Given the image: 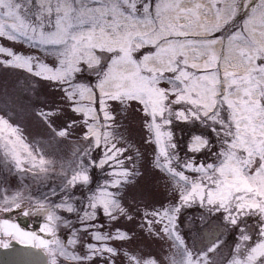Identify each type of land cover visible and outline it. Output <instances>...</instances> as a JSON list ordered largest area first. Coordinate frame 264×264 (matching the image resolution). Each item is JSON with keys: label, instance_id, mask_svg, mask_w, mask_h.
Masks as SVG:
<instances>
[{"label": "snow or ice", "instance_id": "snow-or-ice-1", "mask_svg": "<svg viewBox=\"0 0 264 264\" xmlns=\"http://www.w3.org/2000/svg\"><path fill=\"white\" fill-rule=\"evenodd\" d=\"M0 38L35 50L24 53L0 44L6 57L0 65L39 78L20 90L34 94L38 108L43 105L38 115L48 140L42 147L55 148L73 133L86 142L73 153L70 174L64 173L57 186L62 195L52 189L59 202L44 197L25 205L46 216L41 231L52 239L8 220L0 221V236L46 250V264H57L58 257L71 264H117L120 251L107 242L132 241L133 229L123 231L119 221L134 223L133 212L140 203L151 206L155 182L164 180L178 191L179 202L143 215L151 217L150 235L172 241L166 264H217L228 227L239 235L224 264H264V0H0ZM110 101L118 102L115 114ZM118 115L129 123L139 119L147 128L142 139L155 154L151 168L140 164L139 151L125 155L128 149L120 142L128 138L113 128ZM175 121L210 130L214 142L193 132L186 146L193 155L182 158L171 130ZM0 129L20 131L3 116ZM125 131L131 135L132 129ZM0 147L18 172L35 171L34 179L46 178L55 167L46 151L29 152L26 166L15 142L4 140ZM97 149L102 155L93 157ZM195 154L205 159L198 161ZM96 168L106 172L104 184L77 197L74 190L89 186ZM130 195L135 207L128 203ZM0 200V210L7 212L21 208L25 197L17 192ZM194 204L205 209L207 216L201 213L199 220L209 225L213 238L201 246L197 228L189 247L178 220L181 210ZM59 210L75 214L79 227ZM99 212L109 222L106 232L96 223ZM252 216L258 219L255 228L247 223ZM210 218L218 223L213 226ZM60 225L74 228L66 244L56 235ZM152 225L162 227L153 232ZM81 232L101 243L77 252ZM0 246L9 244L0 240ZM123 257L126 264H164L139 252L123 251Z\"/></svg>", "mask_w": 264, "mask_h": 264}, {"label": "rangeland", "instance_id": "rangeland-1", "mask_svg": "<svg viewBox=\"0 0 264 264\" xmlns=\"http://www.w3.org/2000/svg\"><path fill=\"white\" fill-rule=\"evenodd\" d=\"M210 20L213 18H209ZM215 35H219L216 33ZM0 44H3L5 47H11L15 51L24 52V53H34L35 50L29 49L26 44L23 43H15L13 44L10 41H6L3 38H0ZM3 55H0V59H5ZM46 62L51 64L52 58L49 57L46 59ZM83 77L88 80H92L94 82L95 78L89 76L88 73H83ZM39 78L31 77V74L27 73L24 69H15L9 68L6 69L3 65H0V116H3L5 120L8 121L10 125L14 128H19L18 135L20 139L16 140V135H13L7 129H0V144L4 142V140H10L15 142L16 151L19 153L21 159L26 161L27 166V157L28 153L32 152L33 155L38 151H46V159L52 160L55 167L49 170V173L44 179H34V175H37L35 171L28 172L25 171L23 173L18 172L15 167L8 161L4 159L3 148L0 147V197L3 195H8L11 197L15 195L17 192L22 193L25 197L24 202L22 203V207L17 209L13 207L10 211L0 210V221L8 220L10 223L17 224L22 230L29 232L33 231L41 239L50 240L52 237L47 232H39L36 229H31L32 225H28L29 222H34L38 219L40 221L41 228L43 229L45 224L47 223L46 216L43 213H37L34 210H31L29 207L25 205L29 200L33 202L37 199H42L47 197L50 203H58L60 189L57 187L63 183V174H70V165L75 161L76 157L73 153L80 148H83L86 145V142L79 138V135L73 133L67 142L57 144L55 148L48 147L45 149L42 147L45 142L48 140V136L46 135V129L44 124L42 123V118L39 117L38 111L39 108H43V105H39V108L36 106L34 101H36V96L28 91H21V86L27 82L35 83ZM166 86V85H162ZM37 90H39V85H37ZM48 91H53V89H48ZM45 97L41 95L40 99H44ZM7 101V104H5ZM118 102L110 101L109 104L111 108L115 110L117 108ZM179 109L180 106H175ZM48 111V109H44ZM70 111V109H69ZM97 111L99 112V106L97 105ZM79 116L80 114H76ZM102 116V113H101ZM119 124L114 125L113 128L116 133L119 135L123 133L125 137H127V142L121 141L120 143L128 149V152L125 155L132 154L134 157L136 156L137 151H139L141 155L140 164L147 166L148 168L152 167L151 161L154 159V152L151 147H148L144 142L142 137L146 139L147 128H142V122L139 119L131 121L123 120L119 115L117 116ZM120 125H124V127H120ZM131 128L132 132L129 135L128 132L125 131V128ZM171 130L174 133V140L178 142L179 155L182 158L186 156H192L193 154L188 153L186 151L187 143L190 139V136L195 132L196 134H200L204 132L208 134V138L214 142V135L209 134L210 130L208 129H200L196 126L188 125L184 126L183 122L175 121L171 126ZM82 135V134H80ZM120 146V145H118ZM154 147V145H153ZM103 149H97L93 152V157H99L102 155ZM38 159V158H37ZM195 159L204 160L205 157L201 154H195ZM208 162H213L211 158H208ZM126 166L131 167L130 162L125 160ZM105 168L108 171L112 169L105 165ZM143 171V168L141 169ZM92 183L80 189L78 185V190H74L76 192V196L79 197L81 195V191L85 194L90 195L92 191L97 190V186H102L105 182L106 172L99 168L92 170ZM186 175L195 176L193 173H186ZM56 188V192L59 195H54L52 189ZM135 189H133V192ZM178 191L174 190L169 184L166 186V182L164 180H159L155 182L154 195L151 196L148 200V203L151 205L147 209H145V205L143 203L139 204V212H133L134 215V223L131 221H127L124 218H121L118 226L122 228L123 231H127L129 228L133 229V232H130V235H133L132 241H108L107 243L117 248L120 251V256L117 257V264H120V261L123 260L124 264H126V257H123V251L130 252H139L141 253L145 259L148 258H156L158 260L164 261V258L167 257L171 251H174L171 248L172 241L167 237L161 239L157 236L150 235L148 231L147 219H151V217L145 218L143 213L145 210L152 211L155 209H161L163 207H169L175 203H178ZM128 203L132 204L134 207L136 205V201H133L132 196L128 197ZM0 204H2V200H0ZM25 213H28L25 215ZM201 213H204L207 216L205 209H201L198 204H194L191 208H184L181 210L180 219L178 220L179 231L181 236L184 237L185 241L189 244V247L192 245L193 233L196 232V229H199V243L201 246H204L209 237L205 236L204 230L208 228L209 225L203 223L199 220ZM58 215L64 217L65 219H70L75 227H79V224L76 219V215L73 213H67L66 211L59 210L57 212ZM218 215V214H217ZM98 220L96 223H102L105 225L104 228H101V232H106L109 230L108 228V220L103 216L102 212L98 213ZM247 223L256 227L258 225V219L255 216L246 218ZM182 221V223H181ZM213 226H215L216 222L214 218H210L209 221ZM116 222H113L115 224ZM143 225V227H142ZM190 225H194V227H190ZM30 226V227H29ZM153 232L157 231L161 225H152ZM74 228L65 227L64 225H60L56 230L57 238L64 244L67 243L68 240L73 238L72 232ZM111 231H115V228H111ZM79 243L76 246V251L82 254L81 249L84 245L88 243H94L99 245L101 242L93 240L90 235H87L83 232L79 233ZM238 231L233 230L231 227H228L221 236L223 240V244L221 245V249H219L215 255V259L217 264H224L226 259L230 258V253L234 248V242L238 237ZM0 240L5 242L14 241V239H10L6 236H0ZM17 241V240H15ZM19 242V241H17ZM20 243V242H19ZM23 244V243H21ZM42 249V248H41ZM44 250V249H43ZM47 252L46 250H44ZM211 255V254H210ZM49 261V256L47 253V262ZM57 264H71V262L65 261L63 257L57 258ZM166 264V261H164Z\"/></svg>", "mask_w": 264, "mask_h": 264}, {"label": "water", "instance_id": "water-1", "mask_svg": "<svg viewBox=\"0 0 264 264\" xmlns=\"http://www.w3.org/2000/svg\"><path fill=\"white\" fill-rule=\"evenodd\" d=\"M47 255L40 249L12 242L9 247H0V264H46Z\"/></svg>", "mask_w": 264, "mask_h": 264}, {"label": "flooded vegetation", "instance_id": "flooded-vegetation-1", "mask_svg": "<svg viewBox=\"0 0 264 264\" xmlns=\"http://www.w3.org/2000/svg\"><path fill=\"white\" fill-rule=\"evenodd\" d=\"M32 225V227H30L31 229H36V230H38L39 232L42 230V228H41V223H40V221H38V219L36 220V221H34V222H29V223H27V227H28V225ZM30 233H33V231L32 230H30L29 231ZM41 232H43V231H41ZM208 234H209V239L211 238V228H209V232H208Z\"/></svg>", "mask_w": 264, "mask_h": 264}]
</instances>
